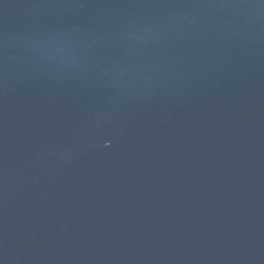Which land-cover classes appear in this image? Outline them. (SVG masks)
Returning <instances> with one entry per match:
<instances>
[{"label": "water", "instance_id": "obj_1", "mask_svg": "<svg viewBox=\"0 0 264 264\" xmlns=\"http://www.w3.org/2000/svg\"><path fill=\"white\" fill-rule=\"evenodd\" d=\"M0 264H264V0H0Z\"/></svg>", "mask_w": 264, "mask_h": 264}]
</instances>
